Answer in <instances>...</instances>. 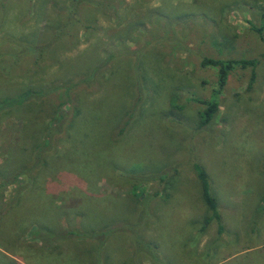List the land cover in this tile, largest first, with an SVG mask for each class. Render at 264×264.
<instances>
[{"label": "rangeland", "instance_id": "obj_1", "mask_svg": "<svg viewBox=\"0 0 264 264\" xmlns=\"http://www.w3.org/2000/svg\"><path fill=\"white\" fill-rule=\"evenodd\" d=\"M68 1L9 0L0 9L1 56L15 59L8 51L22 39L46 43L52 31L46 28L63 16ZM263 10L264 0H88L78 8L80 22L42 62L35 65L39 54H28L11 77L0 74V94L57 88L42 102L0 117V166L15 168L31 153V137L21 139L30 134L28 121L45 126L70 87L68 125L55 138L37 187L46 185L47 206L64 211L79 209L88 186L96 197L86 210L113 212L136 226L109 232L99 250L89 239L46 246L32 224L9 212L0 215V264H264ZM202 57L257 65L250 87L252 68L230 73L213 124L196 131L204 108L199 101L210 98L216 81L213 69L200 66ZM139 92L136 119L126 135L114 138L111 128ZM74 153L90 158L88 171L93 162L100 165L89 175L70 171ZM195 164L208 174L219 224H204L209 211ZM133 172H155V178L138 183L127 177ZM12 191L1 189L0 203ZM146 195L149 202L138 206ZM47 206L32 189L11 211L49 222Z\"/></svg>", "mask_w": 264, "mask_h": 264}, {"label": "trees", "instance_id": "obj_2", "mask_svg": "<svg viewBox=\"0 0 264 264\" xmlns=\"http://www.w3.org/2000/svg\"><path fill=\"white\" fill-rule=\"evenodd\" d=\"M87 1L88 0H69L68 2H66L67 5L65 4L62 9V12H65L63 13V16L61 18L59 17V19L55 21L56 23H51V25L46 28V31L49 34L50 30H52L50 37L46 43L40 44L39 41H32L33 39H22L20 40L21 42H14L16 51L15 49H13L12 53L11 51H8V53L10 55H13V53L15 52V54L18 56L13 60H8L0 54V74L6 77H11L12 70H15L20 59H22L24 56H27L28 54H39L34 61L35 65L39 64L40 61L42 62L44 60V54L48 52L53 44H57L64 38L69 36L70 32L80 22L78 8L82 3H86ZM8 2L9 0H0V9L6 8ZM184 16H187L188 18L191 17V15L189 14H185ZM251 28L258 33H262L263 31L262 28H257L255 26H252ZM177 44L179 45L178 42ZM178 49L182 50L181 46H178ZM256 65V60L214 59L210 57H202L200 66L202 68L213 69L216 72V81L210 98L207 100L199 101L202 105H204V108L198 113V117L195 123L196 131H201L204 129L208 130L213 124L220 107V96L225 86L227 85L230 73L236 67L252 68L249 83L250 87L255 79ZM96 69V67L93 69V74L96 72ZM90 78L91 77L86 78L85 82L90 80ZM74 86L76 85H71V87ZM56 89L57 88L46 89L43 87H38L36 85L32 88L26 87L22 90H12V92L10 93L0 94V117L4 114L6 115L12 112H21L27 106L42 102ZM70 90V87H65L63 94L64 98H67V100L65 101V103L61 104L63 108L59 109L56 115L51 118L45 126H41L38 119L35 118H33L34 124L28 121L31 136L30 134L24 133L25 135L23 134L24 137H21V139L25 142L27 137H31L32 141L28 146L32 147L31 153L29 155L27 153L25 155H22L23 160L19 162V164L15 168L5 170L4 167L0 166V190L9 189V187L13 188L9 199H6V201H1V203L4 204V208H2V211H0V215L14 212L17 215V218L20 219L21 223L29 222L30 224H32V226L35 227V229L33 230V235L39 238L46 246H48V244L57 246L56 243L59 240L73 241L89 239L94 241L96 240L98 242V245L97 247L95 246V248L99 250L103 246L106 240V236L109 232H118L124 227L135 231L136 226L127 227L129 221L119 220V217H117V215L113 212H105L104 214H102L98 211L86 210V207L91 206V204L87 203V200H91L96 197V193L94 191L92 192V189L88 186L86 188L87 191H89V195L87 196L85 202L79 207V209L77 207L76 210L72 209L64 211L62 209H57L54 205L47 206L46 199H48L47 196L49 195L47 193L46 185H44V187H37V182L42 176L41 170L46 168V164L49 163V160H47V156L52 150V145L55 138L58 135H61L67 128V121L69 120L66 116V109H69L71 104L70 100L68 99L70 98ZM136 95L138 96L131 101V105L129 104L128 110H126L127 112L124 111L120 121L118 120L119 122L117 121L111 128V133L114 134L115 132L114 138L126 135L131 128L133 120L136 119L138 111L140 110V106L141 104H143L140 97L141 93H136ZM28 114L32 115L30 111H28ZM24 125L26 126V123H24ZM94 134L95 133H93V135ZM16 145L18 148L20 147L19 143ZM80 153H74L67 159V163H69V166L66 167V169L70 171L74 169L84 175H89L93 171V169H97L100 164L98 162H93L94 168L92 167L88 171V163L92 164V162L90 158L83 156ZM78 156L80 157V163H78L77 161ZM194 169L201 188V198L207 210L209 211V215L204 219V224L207 225L209 222H212L214 220L219 224L221 216L216 199L211 192L208 174L205 169H203V167L198 164L194 165ZM133 173L127 174V177L130 178L131 176H135L133 177L135 179L133 181H136L138 183L147 182L155 178V172ZM160 180L163 181L164 177H161ZM32 189L36 192H42V202L49 208V222L41 221L38 217L31 216L30 214L26 215L21 211H11L12 208H17V206L21 203V200H23L26 194ZM135 197L138 198V195H135ZM149 200L150 195H146L143 199L138 201V206L149 202ZM262 201L264 208V197ZM4 209L5 213H2ZM108 215H110L112 218L108 219ZM62 217H64L65 219H63ZM76 217L80 219L78 221V224H70V222L74 221ZM59 218L63 219L62 223L60 224L56 223ZM54 223L55 226H53ZM219 229L221 230L222 227H219ZM95 252L98 253V251Z\"/></svg>", "mask_w": 264, "mask_h": 264}]
</instances>
